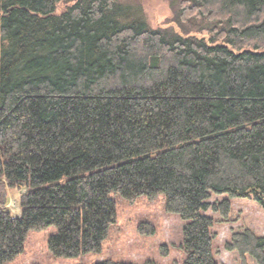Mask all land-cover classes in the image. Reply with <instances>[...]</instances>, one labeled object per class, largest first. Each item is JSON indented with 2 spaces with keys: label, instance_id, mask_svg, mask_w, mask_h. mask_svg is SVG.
<instances>
[{
  "label": "trees",
  "instance_id": "trees-1",
  "mask_svg": "<svg viewBox=\"0 0 264 264\" xmlns=\"http://www.w3.org/2000/svg\"><path fill=\"white\" fill-rule=\"evenodd\" d=\"M175 2L180 33L123 0H0V264L52 226L54 257L101 255L113 193L163 195L186 222L183 264H222L233 199L264 209V0ZM225 249L264 264L251 228Z\"/></svg>",
  "mask_w": 264,
  "mask_h": 264
},
{
  "label": "rangeland",
  "instance_id": "rangeland-1",
  "mask_svg": "<svg viewBox=\"0 0 264 264\" xmlns=\"http://www.w3.org/2000/svg\"><path fill=\"white\" fill-rule=\"evenodd\" d=\"M123 1L139 4L152 28L181 32L175 21L173 5H176V2L173 3V0ZM66 6L65 2L59 3L57 11L60 12ZM196 35L202 37L207 33ZM20 195L19 191L10 193L9 208L14 215L20 214ZM111 197L116 204L117 221L109 230L101 255L92 253L79 258L54 257L48 247L49 237L57 232L56 227L52 226L41 231H30L24 253L8 264H96L106 258L136 264H183L187 257V253L181 247L186 222L178 214L166 212L163 195L154 198L140 197L134 202L124 199L117 193H113ZM217 198L219 197H214L213 200ZM231 203L230 221L218 223L214 227L216 258L222 264H240L238 254L225 249V244L233 231L251 228L258 235L264 236V209L253 199H233ZM207 213L213 214L211 211ZM143 223L154 226L155 233L152 235L141 233L139 226ZM163 247L168 248V254L165 256ZM248 262L257 264L251 257L248 258Z\"/></svg>",
  "mask_w": 264,
  "mask_h": 264
}]
</instances>
